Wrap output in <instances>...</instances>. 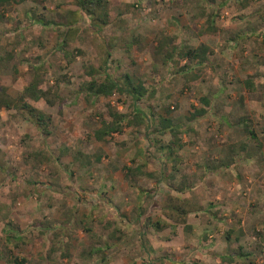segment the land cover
<instances>
[{
  "label": "rangeland",
  "instance_id": "rangeland-1",
  "mask_svg": "<svg viewBox=\"0 0 264 264\" xmlns=\"http://www.w3.org/2000/svg\"><path fill=\"white\" fill-rule=\"evenodd\" d=\"M40 1L0 9V92L37 76L59 96L39 104L49 135L0 111V264H264V0H108L101 30L77 0ZM90 67L156 95L89 97ZM135 107L153 127L95 139ZM166 108L185 128L173 155Z\"/></svg>",
  "mask_w": 264,
  "mask_h": 264
},
{
  "label": "trees",
  "instance_id": "trees-1",
  "mask_svg": "<svg viewBox=\"0 0 264 264\" xmlns=\"http://www.w3.org/2000/svg\"><path fill=\"white\" fill-rule=\"evenodd\" d=\"M25 0H0V9L12 5V4H21ZM36 2H42L40 0H33ZM79 8L92 17L94 26L98 27V30H101L103 26L108 25V11L107 4L108 0H77ZM102 11V12H101ZM51 24V22H50ZM49 23L45 25H50ZM65 42H61L59 46L62 52H65ZM208 48L205 46L200 47L198 50H188L185 54L186 58L195 60L197 63H203L206 59ZM68 56V53H64ZM99 74L98 70L94 67H90L88 71V77H90L82 86V92L86 93L89 97L99 98H109L114 94H126L129 96L135 103L139 102L144 98H154L156 95L155 88H148L144 85L142 81L136 80L132 75L125 74L119 79H115L108 73L104 74V78L100 80L95 78ZM42 79L40 77H34L32 81L28 84H24L21 87L18 97H11L6 91L0 92V111L5 110H17L24 115V117L31 121L34 125L38 127L42 133L49 135V126L52 121L51 116L44 113L40 108V103H45L49 106H53L58 100V93L53 89H42L39 87ZM248 85H251L248 82ZM110 121L105 122L100 128L95 130L94 136L98 141H104L106 137L112 136L114 134H120L126 127L132 126H150L153 127L152 117L148 118L147 113L142 110L140 107H135L132 114H124L116 111L115 109H109ZM172 111L169 108H166L164 115L158 118V130H155L156 133L164 134L170 133L172 137V142L169 146L162 147L166 149L170 154H174L176 147L179 149L183 148L182 139L180 134L182 131H185L184 126L177 123L170 115ZM207 114V111L204 108H195L191 112V118L196 120L200 117H203ZM251 133V132H250ZM147 135H150L147 133ZM99 160V158L97 159ZM138 168V167H137ZM136 168V169H137ZM126 173L132 171V168L126 167ZM179 201V200H177ZM186 206L179 204L178 206L175 203L170 202V205L167 208V211H171L172 215L175 214L177 218H174L176 221L180 220L185 223V215L188 211L185 208ZM172 219V218H171ZM182 222V223H183ZM158 225V224H157ZM157 227V226H156ZM229 262L233 261L232 257L226 258Z\"/></svg>",
  "mask_w": 264,
  "mask_h": 264
}]
</instances>
